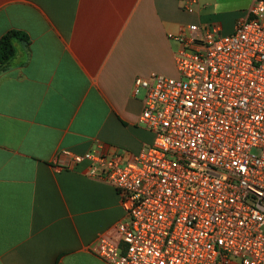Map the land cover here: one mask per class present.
Instances as JSON below:
<instances>
[{
  "label": "crops",
  "instance_id": "0c3cea01",
  "mask_svg": "<svg viewBox=\"0 0 264 264\" xmlns=\"http://www.w3.org/2000/svg\"><path fill=\"white\" fill-rule=\"evenodd\" d=\"M255 0H0V40L18 41L0 72V264H107L90 251L117 238L121 197L58 155L109 146L130 160L155 134L140 125L137 78H178L171 40L190 24L232 34Z\"/></svg>",
  "mask_w": 264,
  "mask_h": 264
},
{
  "label": "built area",
  "instance_id": "2783aa9c",
  "mask_svg": "<svg viewBox=\"0 0 264 264\" xmlns=\"http://www.w3.org/2000/svg\"><path fill=\"white\" fill-rule=\"evenodd\" d=\"M169 38L179 77L134 85L154 143L130 160L109 146L58 155L121 197L117 238L90 251L107 264H264V0L232 34L190 24Z\"/></svg>",
  "mask_w": 264,
  "mask_h": 264
},
{
  "label": "trees",
  "instance_id": "16d2710c",
  "mask_svg": "<svg viewBox=\"0 0 264 264\" xmlns=\"http://www.w3.org/2000/svg\"><path fill=\"white\" fill-rule=\"evenodd\" d=\"M30 44V36L19 30L8 31L0 40V72L5 71L16 56V43Z\"/></svg>",
  "mask_w": 264,
  "mask_h": 264
},
{
  "label": "rangeland",
  "instance_id": "374dc122",
  "mask_svg": "<svg viewBox=\"0 0 264 264\" xmlns=\"http://www.w3.org/2000/svg\"><path fill=\"white\" fill-rule=\"evenodd\" d=\"M141 94H143V95H144V91H142V92H141Z\"/></svg>",
  "mask_w": 264,
  "mask_h": 264
}]
</instances>
